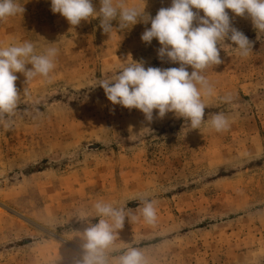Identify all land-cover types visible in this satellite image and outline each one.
<instances>
[{
    "label": "rangeland",
    "instance_id": "374dc122",
    "mask_svg": "<svg viewBox=\"0 0 264 264\" xmlns=\"http://www.w3.org/2000/svg\"><path fill=\"white\" fill-rule=\"evenodd\" d=\"M22 3V16L0 23V42L57 43L60 52L50 80L26 83L16 73L17 122L0 130V264H71L81 241L69 234L87 225L70 214L104 199L138 215L140 193L158 201L157 224L126 218L118 244L146 249L154 264H264V34L251 19L226 9L252 53L221 50L223 62L205 72L216 90L205 119L234 117L216 133L189 130L172 113L157 119V110L148 123L93 87L129 57L146 68L179 67L158 58V40H141L150 22L109 35L99 17L73 27L51 11V0ZM93 5L99 10V0ZM170 6L145 0L144 11L155 17ZM225 94L231 103L221 101Z\"/></svg>",
    "mask_w": 264,
    "mask_h": 264
},
{
    "label": "clouds",
    "instance_id": "9594fccd",
    "mask_svg": "<svg viewBox=\"0 0 264 264\" xmlns=\"http://www.w3.org/2000/svg\"><path fill=\"white\" fill-rule=\"evenodd\" d=\"M99 5L97 10L93 0H51V11L66 18L73 27L99 17L100 27L109 35L114 30L150 22L151 27L144 30L141 40L146 44L154 38L158 40V58L178 63L179 67L146 68L143 60L129 57L111 76L97 78L93 87H102L113 105L141 111L148 123L157 110V119L172 113L183 118L189 130L207 128L221 133L230 128L234 117L223 111L209 113L205 119L207 101L216 96L214 84L205 72L223 62L221 50L230 49L240 58L250 56L253 42L232 25L226 9L235 16L250 18L257 33L264 34V0H171V6L160 8L155 17L145 13V0H99ZM199 10H203V16ZM24 12L22 0H0V23ZM113 21L118 22L117 27ZM59 52L57 43L39 46L16 37L0 42V130H12L17 122L21 96L16 73L23 74L26 83L38 77L50 80ZM220 99L231 103L232 96L225 94ZM136 198L141 205L138 215H130L124 202L104 199L70 214V218L87 225L83 231L69 234L70 239L78 237L81 241L79 254L71 264H154L153 255L146 249L117 243L118 230L124 227L126 218L130 223L142 220L149 226L157 224L158 201L148 193H140ZM91 218H98V222L92 223Z\"/></svg>",
    "mask_w": 264,
    "mask_h": 264
}]
</instances>
